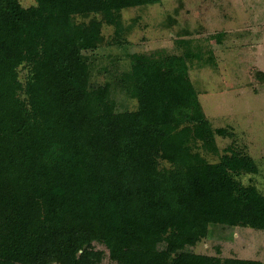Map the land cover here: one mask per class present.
Instances as JSON below:
<instances>
[{
    "label": "trees",
    "instance_id": "1",
    "mask_svg": "<svg viewBox=\"0 0 264 264\" xmlns=\"http://www.w3.org/2000/svg\"><path fill=\"white\" fill-rule=\"evenodd\" d=\"M160 1L0 0V264H101L95 243L115 264H262L185 250L211 225L264 231V195L235 179L255 161L198 152L232 137L210 127L189 78L201 54L133 53L90 83L102 25L118 39L121 10ZM113 88L135 110H117Z\"/></svg>",
    "mask_w": 264,
    "mask_h": 264
},
{
    "label": "rangeland",
    "instance_id": "2",
    "mask_svg": "<svg viewBox=\"0 0 264 264\" xmlns=\"http://www.w3.org/2000/svg\"><path fill=\"white\" fill-rule=\"evenodd\" d=\"M18 1L24 8L35 5V0ZM119 15L121 37L103 24L102 44L86 53L90 83L112 82L129 69L133 53H200L201 61L188 63L189 78L210 127L225 128L232 137L215 136L217 154L198 152L208 163L218 162L228 146L250 156L257 173L235 179L264 195V0H161ZM26 74L25 68L19 69L21 81ZM113 98L119 111L137 106L115 88ZM94 248L104 253L101 264H115L102 244ZM185 250L264 264V231L211 225L206 238Z\"/></svg>",
    "mask_w": 264,
    "mask_h": 264
}]
</instances>
